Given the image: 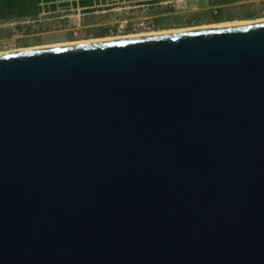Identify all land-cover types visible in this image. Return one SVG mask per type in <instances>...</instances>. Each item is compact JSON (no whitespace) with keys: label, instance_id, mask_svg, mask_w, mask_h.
Masks as SVG:
<instances>
[{"label":"water","instance_id":"obj_1","mask_svg":"<svg viewBox=\"0 0 264 264\" xmlns=\"http://www.w3.org/2000/svg\"><path fill=\"white\" fill-rule=\"evenodd\" d=\"M0 264H264V22L1 52Z\"/></svg>","mask_w":264,"mask_h":264},{"label":"rangeland","instance_id":"obj_2","mask_svg":"<svg viewBox=\"0 0 264 264\" xmlns=\"http://www.w3.org/2000/svg\"><path fill=\"white\" fill-rule=\"evenodd\" d=\"M211 1L164 0L162 3H150L143 0H96V4L87 9L75 5L62 7L56 0L57 8L54 11H48L49 8H46L35 19L0 22V53L162 30L176 31L264 19V0H240L223 6V8H229L226 13L236 18L214 22L210 18L211 13L220 7L211 5ZM167 7L176 11L168 16H177L178 20L172 19L171 22L165 23L167 28H157L155 19L159 14L166 13ZM199 12H202L201 21L193 24L186 23L190 14ZM245 12H254V18H243ZM104 26L111 27V33L107 36H97L95 29Z\"/></svg>","mask_w":264,"mask_h":264},{"label":"trees","instance_id":"obj_3","mask_svg":"<svg viewBox=\"0 0 264 264\" xmlns=\"http://www.w3.org/2000/svg\"><path fill=\"white\" fill-rule=\"evenodd\" d=\"M56 0H0V22L9 21H20L26 19L37 18L46 8L48 11H53L57 8L55 4ZM59 5L62 7H69L72 5L80 6L81 8L89 9L96 4V0H58ZM145 2L161 3L164 0H143ZM240 0H212L211 5L220 7L211 13L210 18L214 22H221L223 20H233L236 18L230 13H226L227 9L223 6L234 4ZM144 2V3H145ZM52 3V4H51ZM51 4V5H50ZM51 9V10H50ZM169 11H173V8H165ZM202 12L196 14H190L189 18L186 20L187 24H193L201 21ZM254 12H245L243 18L249 19L254 18ZM172 19H177L178 17H159L155 19L157 28H167L165 23L171 22ZM97 36H107L111 33V27L104 26L95 29Z\"/></svg>","mask_w":264,"mask_h":264},{"label":"bare ground","instance_id":"obj_4","mask_svg":"<svg viewBox=\"0 0 264 264\" xmlns=\"http://www.w3.org/2000/svg\"><path fill=\"white\" fill-rule=\"evenodd\" d=\"M251 22H264V19H260L258 21H249V22H237V23H233L229 24V23H223V24H215V25H210L207 27H198V28H188V29H184V30H189V29H200V28H211V27H219V26H229V25H237V24H245V23H251ZM173 31V30H171ZM171 31H160V32H152V33H141V34H136V35H129V36H123V37H118V38H106V39H95V40H85V41H79V42H71V43H62L59 45H50V46H62V45H67V44H73V43H83V42H91V41H98V40H109V39H121V38H128V37H136V36H146V35H155V34H160V33H167V32H171ZM176 31H181V30H176ZM40 47H48V46H40ZM37 48V47H35ZM23 50V49H21ZM10 52V51H9Z\"/></svg>","mask_w":264,"mask_h":264},{"label":"flooded vegetation","instance_id":"obj_5","mask_svg":"<svg viewBox=\"0 0 264 264\" xmlns=\"http://www.w3.org/2000/svg\"><path fill=\"white\" fill-rule=\"evenodd\" d=\"M162 3V2H161ZM52 4V3H51ZM50 4V5H51ZM54 11V10H53ZM174 13H176V11H169V12H166V13H163V14H165V16H163V14H159L158 16H157V18H159V17H170V16H168V15H172V14H174ZM167 15V16H166Z\"/></svg>","mask_w":264,"mask_h":264},{"label":"built area","instance_id":"obj_6","mask_svg":"<svg viewBox=\"0 0 264 264\" xmlns=\"http://www.w3.org/2000/svg\"><path fill=\"white\" fill-rule=\"evenodd\" d=\"M142 24H144V23H142ZM153 26H154V24H152Z\"/></svg>","mask_w":264,"mask_h":264}]
</instances>
